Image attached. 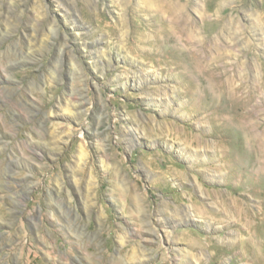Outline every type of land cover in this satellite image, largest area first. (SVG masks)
I'll return each mask as SVG.
<instances>
[{
    "label": "rangeland",
    "instance_id": "1",
    "mask_svg": "<svg viewBox=\"0 0 264 264\" xmlns=\"http://www.w3.org/2000/svg\"><path fill=\"white\" fill-rule=\"evenodd\" d=\"M0 264H264V0H0Z\"/></svg>",
    "mask_w": 264,
    "mask_h": 264
},
{
    "label": "bare ground",
    "instance_id": "2",
    "mask_svg": "<svg viewBox=\"0 0 264 264\" xmlns=\"http://www.w3.org/2000/svg\"><path fill=\"white\" fill-rule=\"evenodd\" d=\"M174 30V29H173ZM174 32V34H175V30L173 31ZM173 32L172 31H170V33H172V35H173ZM173 37L174 38H172V39H175V40H178V38H179V36H175V35H173ZM198 57H199V54L198 55H196V54H193L192 55V57L191 58H193V60L195 61V63H197V64H199L198 62H200L199 61V59H198ZM208 68V67H207ZM233 79H234V77H232V76H228L227 77V81H230V82H233ZM204 80L205 81H208V79H207V77H205L204 78ZM242 80V79H241ZM213 86V88L215 87V88H217V92H220V93H223V86L221 85V84H219L218 83V87H216V84L215 85H212ZM244 87V81L242 80V83H241V85L237 88V87H233V88H231L230 90H233V91H236L237 92V90H240L241 88H243ZM229 92V91H228ZM231 93V92H230ZM224 94V93H223ZM229 94V93H228ZM209 98H210V96H206V98H204V100L203 101H206V102H210V103H212V105L214 106V104H215V101L217 102V99H216V97L214 96V94H212L211 95V99L209 100ZM220 98H222L221 96H220ZM229 198V197H228Z\"/></svg>",
    "mask_w": 264,
    "mask_h": 264
}]
</instances>
